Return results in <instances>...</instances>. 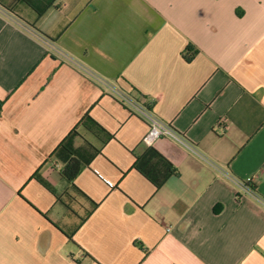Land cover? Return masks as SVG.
Instances as JSON below:
<instances>
[{
	"label": "crops",
	"instance_id": "crops-1",
	"mask_svg": "<svg viewBox=\"0 0 264 264\" xmlns=\"http://www.w3.org/2000/svg\"><path fill=\"white\" fill-rule=\"evenodd\" d=\"M3 2L0 264H264V0ZM114 89L193 147H152L179 170L159 190L133 166L148 124ZM87 112L115 138L75 180L98 207L69 239L33 177L65 192L50 156Z\"/></svg>",
	"mask_w": 264,
	"mask_h": 264
},
{
	"label": "trees",
	"instance_id": "trees-1",
	"mask_svg": "<svg viewBox=\"0 0 264 264\" xmlns=\"http://www.w3.org/2000/svg\"><path fill=\"white\" fill-rule=\"evenodd\" d=\"M4 0H0V5L4 4ZM21 2L31 8L37 15L42 17L49 9L55 6L57 0H13ZM2 6V5H1ZM11 11L12 7L7 6ZM192 48L189 47L188 51ZM191 57L186 56L187 60ZM147 103V102H146ZM149 103V102H148ZM5 101H0V115L3 110ZM151 106L152 104H147ZM83 131V133L81 132ZM93 136L101 144L96 147L85 136ZM115 137L103 128L89 112L85 113L79 123L69 132L65 139L56 147L51 154V160L61 165L60 174L67 184L64 193H57L56 190L41 177L37 172L34 175L36 179L45 189L51 192L58 203L63 205L71 218L75 220L72 230L67 231V236L71 239L80 226L92 215L97 209L98 204L89 199L76 185L75 180L80 173L91 165L93 160L102 154V148ZM134 168L142 174L149 182H151L157 190L172 177L179 176V170L168 161L157 150L150 147L142 155L135 156ZM250 187L254 188L251 184ZM80 199L84 201L80 203ZM88 203V207L85 205ZM81 209L79 214L78 208Z\"/></svg>",
	"mask_w": 264,
	"mask_h": 264
},
{
	"label": "built area",
	"instance_id": "built-area-1",
	"mask_svg": "<svg viewBox=\"0 0 264 264\" xmlns=\"http://www.w3.org/2000/svg\"><path fill=\"white\" fill-rule=\"evenodd\" d=\"M117 95L120 96L121 101L127 104L132 110L136 112L141 119H143L148 124V131L143 138V144L150 148L153 147L160 139L169 138L176 143L186 147L189 150H193L191 144L177 132L169 123L159 118L151 109V106L134 99L126 93L114 89ZM235 182L241 185L249 193L255 195V190L249 186L251 180L238 181Z\"/></svg>",
	"mask_w": 264,
	"mask_h": 264
},
{
	"label": "rangeland",
	"instance_id": "rangeland-1",
	"mask_svg": "<svg viewBox=\"0 0 264 264\" xmlns=\"http://www.w3.org/2000/svg\"><path fill=\"white\" fill-rule=\"evenodd\" d=\"M80 203H83V204H84V201H83V199H82V200L80 199ZM77 208H78V206H77ZM78 209H79V208H78Z\"/></svg>",
	"mask_w": 264,
	"mask_h": 264
}]
</instances>
